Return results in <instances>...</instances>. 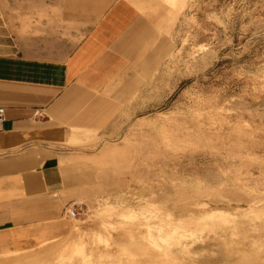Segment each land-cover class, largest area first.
<instances>
[{
	"label": "rangeland",
	"instance_id": "rangeland-1",
	"mask_svg": "<svg viewBox=\"0 0 264 264\" xmlns=\"http://www.w3.org/2000/svg\"><path fill=\"white\" fill-rule=\"evenodd\" d=\"M140 4L161 49L133 102L63 132L78 216L0 264H264V0ZM18 50L19 0H0V52Z\"/></svg>",
	"mask_w": 264,
	"mask_h": 264
},
{
	"label": "crops",
	"instance_id": "crops-1",
	"mask_svg": "<svg viewBox=\"0 0 264 264\" xmlns=\"http://www.w3.org/2000/svg\"><path fill=\"white\" fill-rule=\"evenodd\" d=\"M142 1L19 0V50L0 52V251L72 218L87 180L62 163L63 132L104 133L133 102L161 49Z\"/></svg>",
	"mask_w": 264,
	"mask_h": 264
},
{
	"label": "built area",
	"instance_id": "built-area-1",
	"mask_svg": "<svg viewBox=\"0 0 264 264\" xmlns=\"http://www.w3.org/2000/svg\"><path fill=\"white\" fill-rule=\"evenodd\" d=\"M4 119H5V108L3 106H0V130H2ZM81 208H82V204L75 202L69 208L68 214L74 218L78 216Z\"/></svg>",
	"mask_w": 264,
	"mask_h": 264
}]
</instances>
